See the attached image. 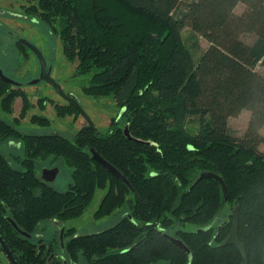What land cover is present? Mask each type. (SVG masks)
Listing matches in <instances>:
<instances>
[{
    "label": "trees",
    "instance_id": "16d2710c",
    "mask_svg": "<svg viewBox=\"0 0 264 264\" xmlns=\"http://www.w3.org/2000/svg\"><path fill=\"white\" fill-rule=\"evenodd\" d=\"M25 1L26 13L59 37L75 74L90 76L84 94L112 97L122 112L105 133L94 128L74 140L22 134L0 118V234L16 261L242 264L240 252L225 244L238 209L248 264H264V76L256 71L264 66V0ZM240 4L245 10L237 14ZM186 28L210 44L198 59L183 38ZM192 47L199 50V41ZM17 96L25 117L32 107L25 94L6 97L2 109L11 113ZM55 109L61 118L80 114L70 105ZM245 110L251 113L247 132L233 136L229 120ZM192 118L199 124L194 134ZM32 123L50 126L42 117ZM9 141L22 144L13 159L24 170L1 151ZM91 149L131 188L95 162ZM49 158L72 169L64 192L39 177L38 162ZM203 172L223 179L227 199L215 180L195 186ZM98 191L105 195L95 219L128 212L113 227L78 235L66 223L80 219ZM55 221L65 224L63 232L46 231Z\"/></svg>",
    "mask_w": 264,
    "mask_h": 264
},
{
    "label": "rangeland",
    "instance_id": "374dc122",
    "mask_svg": "<svg viewBox=\"0 0 264 264\" xmlns=\"http://www.w3.org/2000/svg\"><path fill=\"white\" fill-rule=\"evenodd\" d=\"M17 7L15 12L19 15H25L26 8L29 4L25 0H10ZM245 10V6L240 4L237 9V14H242ZM28 20L21 21L24 32V37L27 39L34 40L37 43L40 51L46 61L47 69H51L52 77L62 88L64 93L75 98L83 110L92 120L95 128L105 133L111 121L117 117L122 111L120 107L116 104V101L112 97H90L84 94L83 87L88 84L90 76L79 77L75 74L76 64L69 62L63 53V48L59 37L52 32L47 26L41 23V21L36 17H31L29 14ZM33 21V22H32ZM14 26V25H13ZM183 38L186 44L193 49L196 59H198L204 51H206L210 44L204 38L198 37L193 32L186 28L183 31ZM199 41L200 49L194 50L192 47L195 41ZM244 41L252 44L254 37L251 35L244 36ZM25 62L23 75L25 82L30 84L34 82L38 75V64L33 56H30ZM256 71L264 76V66L259 65ZM24 91L28 94L30 102L34 105V109L29 112L25 119L20 122L19 130L25 134L34 135H62L63 137L74 140V137L81 129L86 127L87 121L79 114L74 116H67L61 118L57 116L55 106H66L68 105L65 100H63L53 87L45 82L40 85L26 86ZM43 97H48L43 98ZM43 105L45 108L40 109ZM21 99L15 101L14 103V116H19L21 110ZM39 115L40 117H47L51 121V126L41 127L38 125H33L30 120L32 116ZM0 117L9 122V117L2 114L0 111ZM251 113L247 110L243 111L239 116L232 117L229 120V131L233 136L243 137L247 132ZM199 127L198 119L192 118L188 123V129L193 134L197 132ZM264 136V128L261 131ZM260 150L264 152V144L260 146ZM1 151L8 158L11 165L18 169L24 170L20 163H17L13 158L17 155H22V147L19 145L13 149L8 148V143L1 147ZM57 169L59 171L57 178L54 182L50 183L58 191L64 192L68 189L69 184L72 180V169L68 167L62 159L49 158L44 161L38 162V174L39 177L43 178L44 173L49 170ZM105 192L98 191L95 195L94 201L85 211L84 215L76 220L66 223L68 228L74 227L78 235L93 234L102 232L110 227H113L119 220L122 219L124 214L128 212L125 207L118 210L113 214V216L107 217L102 220L95 219V213L98 206L103 199ZM45 225V224H43ZM64 223L60 221L51 222L46 226V231L55 230L56 232L63 231L65 229ZM48 229V230H47ZM187 229H192L187 227ZM44 232L43 230H41ZM51 232V231H49ZM0 264H9L5 255L0 252Z\"/></svg>",
    "mask_w": 264,
    "mask_h": 264
},
{
    "label": "flooded vegetation",
    "instance_id": "af4514ba",
    "mask_svg": "<svg viewBox=\"0 0 264 264\" xmlns=\"http://www.w3.org/2000/svg\"><path fill=\"white\" fill-rule=\"evenodd\" d=\"M16 7L17 6L13 4V2H11L10 0H0V90L3 93L2 96L0 97V111L2 114H5L9 117L8 118L9 122L6 120L5 121L10 123L15 129L19 130V127L21 126L20 125L21 120L25 119L26 116L29 114V112L34 109V105L30 102L32 107L26 113L25 117H22V112L24 108L22 96H17L14 99L12 103L11 113H7L3 111L2 109L3 100L12 94H25L27 98L29 99L28 94L24 91L25 87L27 85L28 86L40 85L42 84V82H45V81H41L37 84H32L33 83L32 82L30 84L29 82H25L24 78H22L25 62L28 63L27 60L29 59L30 56H33L36 59V62L38 64V68H39L38 75H37L38 79L40 78V74H41V65H40L38 57L24 43V41H27L39 49V47L37 46V43H35L34 40L27 39L24 37V32H23L24 27L22 26L21 21L28 20V15L27 14L25 15L17 14L15 12ZM46 72L50 73L52 77V71L51 69H47V66H46ZM5 79L10 80L11 82L6 81ZM47 84L50 85L49 83ZM50 86L53 87L52 85ZM43 98H47L49 100L48 97H43ZM19 99H21V103H22L21 110L19 112L20 114L19 116L12 117L15 111L14 103L15 101ZM44 108L45 107L43 106V109ZM33 117H40V116L39 115L32 116L30 120L31 123H32ZM42 118L48 119L47 117H42ZM32 124L36 125L34 123ZM50 126H51V121H50ZM46 127H49V126H46ZM21 133L25 134L23 132ZM54 135H58V134H54ZM19 145L22 147L21 143H16L15 141H9L8 148L13 149L15 147H18Z\"/></svg>",
    "mask_w": 264,
    "mask_h": 264
},
{
    "label": "water",
    "instance_id": "95a60500",
    "mask_svg": "<svg viewBox=\"0 0 264 264\" xmlns=\"http://www.w3.org/2000/svg\"><path fill=\"white\" fill-rule=\"evenodd\" d=\"M25 45L28 46L33 53L38 57L40 65H41V74H40V78L36 81H34L32 84H37L41 81H45L47 83H49L50 85H52L54 87V89L56 90V92L58 93L59 96H61L69 105H71L72 107H74L80 114L81 116H83L85 118V120L87 121V126L84 127L83 129L80 130V132L82 131H86V130H93L95 128L92 120L90 119V117L87 115V113L83 110V108L81 107V105L79 104V102L67 95L66 93H64V91L62 90V88L58 85V83L51 77L50 73L46 72V61L45 58L43 56V53L34 45H32L31 43L24 41ZM8 82H11L8 79H5ZM125 136L130 140V141H137L134 138H132L129 130L126 128L125 129ZM92 159L97 162L100 166H102L106 171H108L111 175H113L114 177H116L118 180H120L121 182L125 183L127 186H129L131 188V185L129 183V181L125 178V176L116 168L114 167L112 164H110L106 159H104L95 149H91L90 150ZM58 170H51V171H47L44 173V177L43 179L49 183H52L56 180L57 175H58ZM205 179H212L217 181L221 187H222V191H223V195L224 198L227 199L228 194H227V187L225 182L223 181V179L212 173V172H203L200 174L198 180L195 183V186L202 180ZM10 223L12 224V226L18 231L20 232L22 235L28 237V235L26 233H23L18 226L10 220ZM213 226H210L206 229H203V231H207L209 229H211ZM64 231V230H63ZM62 231V232H63ZM239 215H238V209L235 210L234 212V222H233V227H232V231L229 235V237L227 238L225 244L226 245H231L234 246L239 252L240 255L242 257V264H248V253L244 247V245L242 244V242L239 239ZM173 243L175 245H177L178 247H180L181 249H183L184 251H186L189 256L191 255L189 249L185 246V244L179 240L176 239H172ZM0 248L2 249L6 259L8 260L9 264H19L16 259L13 256V253L11 252V250L9 249V247L7 246L6 242L4 241L3 237L0 234Z\"/></svg>",
    "mask_w": 264,
    "mask_h": 264
},
{
    "label": "clouds",
    "instance_id": "9594fccd",
    "mask_svg": "<svg viewBox=\"0 0 264 264\" xmlns=\"http://www.w3.org/2000/svg\"><path fill=\"white\" fill-rule=\"evenodd\" d=\"M39 236V234H37Z\"/></svg>",
    "mask_w": 264,
    "mask_h": 264
}]
</instances>
